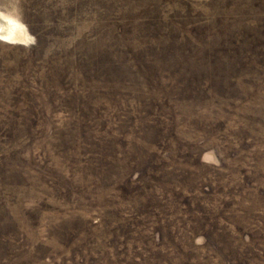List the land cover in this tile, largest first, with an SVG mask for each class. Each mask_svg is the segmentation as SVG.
Listing matches in <instances>:
<instances>
[{
    "label": "rangeland",
    "instance_id": "1",
    "mask_svg": "<svg viewBox=\"0 0 264 264\" xmlns=\"http://www.w3.org/2000/svg\"><path fill=\"white\" fill-rule=\"evenodd\" d=\"M0 12V264H264V0Z\"/></svg>",
    "mask_w": 264,
    "mask_h": 264
},
{
    "label": "clouds",
    "instance_id": "2",
    "mask_svg": "<svg viewBox=\"0 0 264 264\" xmlns=\"http://www.w3.org/2000/svg\"><path fill=\"white\" fill-rule=\"evenodd\" d=\"M15 30L23 31L26 34L25 46L35 44V37L28 33L27 25L23 23L20 16L12 17L5 15L4 12H0V43H16L17 41L13 39Z\"/></svg>",
    "mask_w": 264,
    "mask_h": 264
},
{
    "label": "bare ground",
    "instance_id": "3",
    "mask_svg": "<svg viewBox=\"0 0 264 264\" xmlns=\"http://www.w3.org/2000/svg\"><path fill=\"white\" fill-rule=\"evenodd\" d=\"M26 34L23 31L20 30H15L13 33V39L17 41L18 43L20 40H22V37L25 36ZM24 38V37H23ZM25 39V38H24Z\"/></svg>",
    "mask_w": 264,
    "mask_h": 264
}]
</instances>
